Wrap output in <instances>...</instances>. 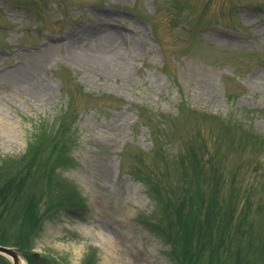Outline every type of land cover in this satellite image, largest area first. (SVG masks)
Listing matches in <instances>:
<instances>
[{
    "label": "rangeland",
    "instance_id": "rangeland-1",
    "mask_svg": "<svg viewBox=\"0 0 264 264\" xmlns=\"http://www.w3.org/2000/svg\"><path fill=\"white\" fill-rule=\"evenodd\" d=\"M10 181L31 257L264 264V0H0Z\"/></svg>",
    "mask_w": 264,
    "mask_h": 264
},
{
    "label": "trees",
    "instance_id": "trees-1",
    "mask_svg": "<svg viewBox=\"0 0 264 264\" xmlns=\"http://www.w3.org/2000/svg\"><path fill=\"white\" fill-rule=\"evenodd\" d=\"M68 128H70L67 124H63L62 126H61V129L62 130H66V129H68ZM68 143L67 142H56V143H53L52 144V146H55V148L57 147V146H59L61 149V153H60V159L61 160H63V161H66V160H68L69 162H72L74 159H73V157H71V158H67L66 156H64V151L67 149V146L69 147V145H67ZM53 152H51V154H52ZM66 153H68V152H66ZM39 154H40V147H38V146H36L35 144H29V146H28V148H27V151H26V153H25V156H24V158H26V159H28V161H27V166L25 165V170H27L30 166H32V165H34V164H36V163H38L39 162V160H40V156H39ZM22 158V157H21ZM20 158V159H21ZM23 158V159H24ZM67 161V162H68ZM13 182L12 181H10L8 184H7V186H6V188H1L0 189V198H2V197H4L5 195H7L10 191H12L11 189H10V187H12L13 185ZM67 195H72L73 196V198L75 199L76 198V201H82V199L81 198H79V196H78V192L77 191H73V192H71V191H68L67 192ZM73 199V200H74ZM72 200V201H73ZM208 235H212V231H210L209 232V234ZM186 238L188 239V240H192V232H191V230H190V228L188 227V231H187V234H186ZM23 241V239L21 238V242ZM186 244L187 245H189L190 244V241H188V242H186ZM187 253H183V259L186 261V257H187Z\"/></svg>",
    "mask_w": 264,
    "mask_h": 264
},
{
    "label": "flooded vegetation",
    "instance_id": "flooded-vegetation-1",
    "mask_svg": "<svg viewBox=\"0 0 264 264\" xmlns=\"http://www.w3.org/2000/svg\"><path fill=\"white\" fill-rule=\"evenodd\" d=\"M0 245H5L0 241ZM38 261L37 263L39 264V261L45 263V264H64L63 261H60L58 258H54V257H49V256H41V257H35V259H26L27 264H34V261ZM0 264H14L13 260L0 253Z\"/></svg>",
    "mask_w": 264,
    "mask_h": 264
},
{
    "label": "water",
    "instance_id": "water-1",
    "mask_svg": "<svg viewBox=\"0 0 264 264\" xmlns=\"http://www.w3.org/2000/svg\"><path fill=\"white\" fill-rule=\"evenodd\" d=\"M0 252L9 254L14 259L15 264H22V256L19 252L2 246H0Z\"/></svg>",
    "mask_w": 264,
    "mask_h": 264
},
{
    "label": "bare ground",
    "instance_id": "bare-ground-1",
    "mask_svg": "<svg viewBox=\"0 0 264 264\" xmlns=\"http://www.w3.org/2000/svg\"><path fill=\"white\" fill-rule=\"evenodd\" d=\"M109 37V36H108ZM228 41V40H227Z\"/></svg>",
    "mask_w": 264,
    "mask_h": 264
}]
</instances>
